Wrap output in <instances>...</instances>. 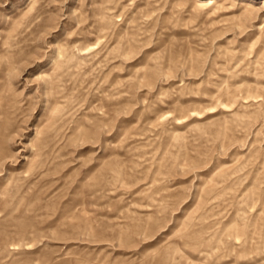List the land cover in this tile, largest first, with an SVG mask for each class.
Segmentation results:
<instances>
[{"label":"rangeland","instance_id":"rangeland-1","mask_svg":"<svg viewBox=\"0 0 264 264\" xmlns=\"http://www.w3.org/2000/svg\"><path fill=\"white\" fill-rule=\"evenodd\" d=\"M0 264H264V0H0Z\"/></svg>","mask_w":264,"mask_h":264},{"label":"bare ground","instance_id":"bare-ground-1","mask_svg":"<svg viewBox=\"0 0 264 264\" xmlns=\"http://www.w3.org/2000/svg\"><path fill=\"white\" fill-rule=\"evenodd\" d=\"M210 3H213V1H210Z\"/></svg>","mask_w":264,"mask_h":264}]
</instances>
